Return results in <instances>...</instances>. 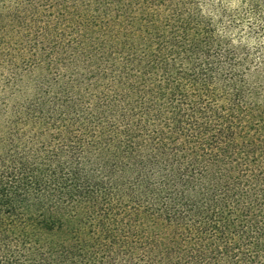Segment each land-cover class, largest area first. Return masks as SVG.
<instances>
[{
    "label": "trees",
    "instance_id": "1",
    "mask_svg": "<svg viewBox=\"0 0 264 264\" xmlns=\"http://www.w3.org/2000/svg\"><path fill=\"white\" fill-rule=\"evenodd\" d=\"M0 264H264V0H0Z\"/></svg>",
    "mask_w": 264,
    "mask_h": 264
}]
</instances>
